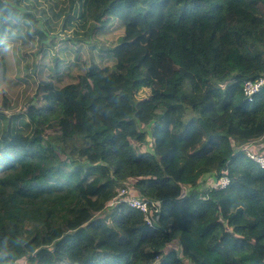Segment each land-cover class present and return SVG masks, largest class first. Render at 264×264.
Listing matches in <instances>:
<instances>
[{
    "label": "trees",
    "instance_id": "trees-1",
    "mask_svg": "<svg viewBox=\"0 0 264 264\" xmlns=\"http://www.w3.org/2000/svg\"><path fill=\"white\" fill-rule=\"evenodd\" d=\"M260 77L264 0H0V264H264Z\"/></svg>",
    "mask_w": 264,
    "mask_h": 264
},
{
    "label": "built area",
    "instance_id": "built-area-1",
    "mask_svg": "<svg viewBox=\"0 0 264 264\" xmlns=\"http://www.w3.org/2000/svg\"><path fill=\"white\" fill-rule=\"evenodd\" d=\"M264 87V77L255 80H247L242 86L243 95L251 99L257 92ZM251 145L245 147L246 155L264 169V154L258 152L261 148L254 147L256 151L251 149ZM230 184V179L227 173L224 172L223 176L218 179L214 184V188L223 189ZM116 197L110 203V207H114L119 201H124L131 209L137 210L142 213L145 224L150 228L157 227L161 213V201L157 199L147 200L141 197L132 196L128 193V187L125 184H120L116 188Z\"/></svg>",
    "mask_w": 264,
    "mask_h": 264
},
{
    "label": "rangeland",
    "instance_id": "rangeland-1",
    "mask_svg": "<svg viewBox=\"0 0 264 264\" xmlns=\"http://www.w3.org/2000/svg\"><path fill=\"white\" fill-rule=\"evenodd\" d=\"M107 36L110 37V34H107ZM138 128L139 129H142L141 126H138ZM144 130L146 131V135H147L146 138H145L146 139L145 144L147 143V145L144 148L147 149V150H149V151H152L153 144H154L155 140L153 139V137H151L150 132H149V129L145 128ZM49 132L50 131H48L46 133H49ZM259 142H260V140H259ZM254 146H255V143H254L253 147ZM260 151H264V149L261 148ZM60 157L63 158L65 156L61 155ZM215 179L216 178L211 179V178L207 177L205 180H202L199 183L198 190H201V189H205V188H209V187L214 186ZM246 181L247 180H245L243 182V187H244V184L247 183ZM131 183H125V185L128 187L129 184H131ZM189 189H190L189 187H185L184 188V191H183L184 194ZM128 193L132 195V191L129 188H128ZM206 225H207V223L206 224H202L199 227L193 229V241H194V244H195L196 248L199 249V250H201V251H204V246H205L206 240L208 238Z\"/></svg>",
    "mask_w": 264,
    "mask_h": 264
},
{
    "label": "clouds",
    "instance_id": "clouds-1",
    "mask_svg": "<svg viewBox=\"0 0 264 264\" xmlns=\"http://www.w3.org/2000/svg\"><path fill=\"white\" fill-rule=\"evenodd\" d=\"M260 140V139H259ZM259 140H257V141H255L254 143H255V145H257L256 143H259L258 141ZM254 143L253 144H250L252 147H251V149L253 150V151H256L255 149H254V147H253V145H254ZM258 152H260V150L258 151ZM261 154H264V151H262V152H260ZM224 172H226L227 173V171H222L221 173H222V176H223V173ZM221 176V177H222ZM227 177H228V175H227ZM229 178V177H228ZM219 179V178H218ZM218 179L217 180H215V183L218 181ZM230 179V178H229ZM209 188H214V186H212V187H209ZM132 196H134V195H132ZM138 197V196H137ZM162 204V203H161ZM128 206V205H127ZM129 207V206H128ZM130 208V207H129ZM134 210V209H133ZM137 211V210H136ZM139 212V211H138ZM141 213V212H140ZM161 213H162V210H161ZM161 213H160V216H161ZM141 215H142V213H141ZM143 216V215H142ZM160 218V217H159ZM143 221H144V219H143ZM145 223V222H144ZM146 225V224H145ZM147 226V225H146ZM148 227V226H147ZM150 228V227H149ZM153 229V228H152Z\"/></svg>",
    "mask_w": 264,
    "mask_h": 264
},
{
    "label": "crops",
    "instance_id": "crops-1",
    "mask_svg": "<svg viewBox=\"0 0 264 264\" xmlns=\"http://www.w3.org/2000/svg\"><path fill=\"white\" fill-rule=\"evenodd\" d=\"M259 142V141H258ZM257 145H255L256 147H260V148H263L264 149V139L262 138V139H260V142L259 143H256ZM254 146V147H255Z\"/></svg>",
    "mask_w": 264,
    "mask_h": 264
}]
</instances>
